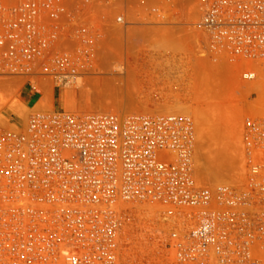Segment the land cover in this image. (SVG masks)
<instances>
[{"label": "built area", "instance_id": "1", "mask_svg": "<svg viewBox=\"0 0 264 264\" xmlns=\"http://www.w3.org/2000/svg\"><path fill=\"white\" fill-rule=\"evenodd\" d=\"M149 3L0 0V80L64 91L100 76L164 17ZM197 9L205 50L245 64L241 80L264 93V0ZM241 147L240 175L209 187L188 116L54 110L0 123V264H264V110L243 121ZM134 208L159 216L137 223Z\"/></svg>", "mask_w": 264, "mask_h": 264}, {"label": "rangeland", "instance_id": "2", "mask_svg": "<svg viewBox=\"0 0 264 264\" xmlns=\"http://www.w3.org/2000/svg\"><path fill=\"white\" fill-rule=\"evenodd\" d=\"M149 4L161 7L164 17L160 20L152 18L150 21L156 26L144 27L134 36L138 42L128 46L125 51L119 48L120 51L113 54L112 60L103 64L99 72L101 75L86 81L92 84L93 92L73 102L72 91L55 89L48 82L30 85L21 80L2 79L0 123L9 121L22 127L30 115L54 111V103L55 111L76 114L113 112L122 115L188 116L194 124L198 142L196 148H202L195 151V158L200 160L198 157L208 144L205 139L207 136L213 145L225 143L231 147L228 159L234 158L237 167L232 164L229 169L233 168V173L226 172L228 175L218 169L215 174V169H210V177L213 173L218 175L217 172L223 174V178L219 174L216 180H212V177L208 179V173H204L210 170L200 169L199 163L195 166L201 173L195 172L197 181L209 187H216L229 180L232 182L240 175L243 121L264 110V93L260 91V84L241 80L243 64L231 62L236 70L227 66L232 70L230 72V69L224 67L225 61L228 65V58L213 56L205 50L204 35L197 26L198 0H150ZM111 50L115 51V48ZM119 66L126 68L125 73L118 72L116 68ZM105 82L113 86L105 89ZM99 85H102L105 92L104 89L100 91ZM253 86H257V89H251ZM199 119L205 122L199 123ZM203 173L205 177H202ZM155 219L150 217L146 222L153 226ZM138 220L140 217L136 219L137 223Z\"/></svg>", "mask_w": 264, "mask_h": 264}, {"label": "bare ground", "instance_id": "3", "mask_svg": "<svg viewBox=\"0 0 264 264\" xmlns=\"http://www.w3.org/2000/svg\"><path fill=\"white\" fill-rule=\"evenodd\" d=\"M199 31H200V29H199ZM201 36H202V34H201ZM110 49H112V47L111 48H108V50H110ZM226 60H227V58L226 57H224ZM228 62V65H227V63H226V61H225V65H224V67L226 66V68H228V67H230L232 70H236V66L235 65H233L232 63H231V61L229 62V61H227ZM243 65H245V64H243ZM228 66V67H227ZM230 68H228V70L230 69ZM235 68V69H234ZM243 68V67H242ZM126 69V68H125ZM124 69V70H125ZM230 69V72L232 71ZM119 71L118 72H120V71H122V69L121 68H119L118 69ZM126 71V70H125ZM46 83V82H45ZM43 84V83H42ZM90 85V86H89ZM91 85L92 84H89V83H86L85 82V84L84 83H79V84H77V86L76 87H65V89H64V92H67V91H72L73 93V102L76 100V99H79L81 96H85L87 93H90V92H93L92 91V87H91ZM103 86H104V88L106 89H109V87L111 86H113V84L112 83H110V82H105L104 84H103ZM99 88H100V91L102 90V89H104V88H102V85L100 86H98ZM43 88V87H42ZM75 89L76 90H78V91H75ZM105 89H104V92H105ZM126 89V88H125ZM251 89H257V86H253ZM43 92H45L44 91V89H43ZM102 92H103V90H102ZM125 92H127V91H125ZM128 93V92H127ZM72 102V103H73ZM40 105V104H39ZM125 115H128V114H125ZM131 115V114H130ZM135 115V114H134ZM202 115V114H201ZM205 115V114H204ZM207 115V114H206ZM205 115V116H206ZM153 116H155V115H153ZM194 116V115H193ZM196 116V118H195V120H197V115H195ZM208 116H209V114H208ZM201 119V118H200ZM198 120V122L200 121V122H202V121H204L205 122V120ZM204 119V118H203ZM206 119V118H205ZM208 121V120H207ZM206 121V122H207ZM198 122H196V123H198ZM199 122V123H200ZM209 123V122H208ZM212 123H214V122H212ZM216 124V123H215ZM200 125H202V124H200ZM197 126V125H196ZM218 126V125H217ZM225 126V125H224ZM197 127H199V125L197 126ZM196 127V128H197ZM205 130V129H204ZM215 131V130H214ZM210 135H212V133L210 134ZM203 136V135H202ZM204 137V136H203ZM212 138L214 137V135L213 136H211ZM209 138V137H208ZM211 138V139H212ZM205 139L206 140H208V141H206V142H208V144L207 145H205V147H203V152H202V156L200 155V157H198V158H200V160L199 159H196L195 158V161H197V162H195V163H197V164H195V166L196 165H198L199 163L201 164V165H198V166H200L199 168L200 169H202V168H204V169H212V170H214V173H215V171H217V169L218 170H220V172H222V173H224V175L225 174H227L228 175V173H226V172H229V171H231L232 169H229V168H231L232 167V164H234V166L233 167H235V168H237L236 167V164H235V160H234V158L233 159H231V160H229L228 159V154L230 153V146H228V145H226L225 143H222V144H219V145H213V141L211 142L212 143V145H210L211 143H210V141H209V139H207V136L205 137ZM210 139V140H211ZM202 141V140H201ZM200 142V141H199ZM203 142V141H202ZM215 142V141H214ZM217 142V141H216ZM215 142V144H217ZM198 142H196V144H197ZM204 143V142H203ZM202 147V146H201ZM198 149H200V147L198 148ZM197 148H196V150H198ZM202 149V148H201ZM200 149V150H201ZM199 150V151H200ZM197 152V151H196ZM201 152V151H200ZM229 152V153H228ZM197 154V153H196ZM226 164V165H225ZM196 171L195 172H197L198 171V167L195 169ZM212 170H210V171H208V172H204V171H202V172H204L205 174L206 173H208L209 174V176H208V179L209 178H211L212 180H216V176H218L219 174L221 175L222 173H218L217 172V174L218 175H214V173H213V176H211L210 177V174L212 175V173H209V172H211ZM235 170V169H234ZM233 171V170H232ZM231 171V173H233ZM236 171V170H235ZM198 173L199 174H201L199 171H198ZM203 173V174H204ZM239 173V172H238ZM198 174V175H199ZM203 174H202V177H205V174H204V176H203ZM216 174V173H215ZM229 175H230V173H229ZM232 175V174H231ZM223 176V174L221 175V177ZM207 177V176H206ZM196 178H197V174H196ZM223 178V177H222ZM225 178V177H224ZM228 178L230 179V177L228 176ZM236 178V177H235ZM199 179H201V178H199ZM203 179V178H202ZM201 179V180H202ZM226 179V178H225ZM225 179H222V180H225ZM228 179V180H229ZM204 181H205V179H203ZM198 181H200V180H198ZM226 182H227V180H225ZM224 181V182H225ZM230 181V180H229ZM228 181V182H229ZM201 182L202 181H200V184H201ZM206 182V181H205ZM209 182V181H208ZM215 182H218V180L217 181H215ZM220 182H221V180H220ZM227 182V183H228ZM203 183V182H202ZM222 183V182H221ZM134 209H136V211H141L142 212V214L144 215V216H142V218L144 219V220H146L147 218H150V217H154L155 215H156V213L154 212V211H148L146 208H134ZM151 212V214L152 215H154V216H151L149 213ZM149 214V215H148ZM146 216V217H145ZM150 216V217H149ZM156 216H159V214H157ZM139 217V216H138ZM138 217H136L135 219H137ZM145 217V218H144ZM141 219V218H140ZM156 220V219H155ZM161 220V219H160ZM139 221V220H138ZM147 221V220H146ZM148 221H149V219H148ZM155 222V221H154ZM149 224H151V223H149ZM150 226H152V225H150ZM144 228H142V230H143ZM147 230H148V228H147ZM144 232H146L145 230H143Z\"/></svg>", "mask_w": 264, "mask_h": 264}, {"label": "crops", "instance_id": "4", "mask_svg": "<svg viewBox=\"0 0 264 264\" xmlns=\"http://www.w3.org/2000/svg\"><path fill=\"white\" fill-rule=\"evenodd\" d=\"M54 95H55V94H54ZM53 108H54V110H57V109H56V105H55V103H54V105H53Z\"/></svg>", "mask_w": 264, "mask_h": 264}]
</instances>
